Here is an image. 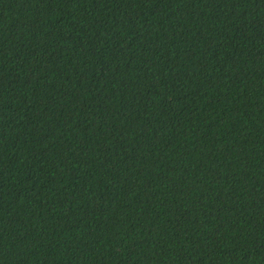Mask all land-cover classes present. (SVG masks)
I'll return each instance as SVG.
<instances>
[{
  "label": "trees",
  "instance_id": "obj_1",
  "mask_svg": "<svg viewBox=\"0 0 264 264\" xmlns=\"http://www.w3.org/2000/svg\"><path fill=\"white\" fill-rule=\"evenodd\" d=\"M0 264H264V0H0Z\"/></svg>",
  "mask_w": 264,
  "mask_h": 264
}]
</instances>
